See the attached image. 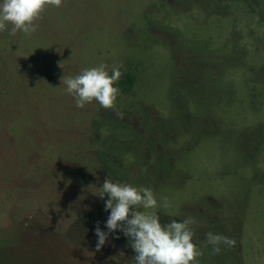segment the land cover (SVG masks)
I'll return each instance as SVG.
<instances>
[{
  "label": "rangeland",
  "instance_id": "rangeland-1",
  "mask_svg": "<svg viewBox=\"0 0 264 264\" xmlns=\"http://www.w3.org/2000/svg\"><path fill=\"white\" fill-rule=\"evenodd\" d=\"M36 24L0 30V264H131L122 233L96 249L108 175L192 217L199 264H264V0H62ZM101 63L115 107L77 108L62 77Z\"/></svg>",
  "mask_w": 264,
  "mask_h": 264
},
{
  "label": "clouds",
  "instance_id": "clouds-1",
  "mask_svg": "<svg viewBox=\"0 0 264 264\" xmlns=\"http://www.w3.org/2000/svg\"><path fill=\"white\" fill-rule=\"evenodd\" d=\"M61 5L62 0H0V30L6 29L9 37H15L18 31L31 34L47 7ZM121 76V66H113L109 72L101 63L75 76L64 75L62 86L77 108L93 100L101 108H114ZM95 195L104 200V210L108 212L103 229L99 222L94 229L97 251L106 244L110 233H122L135 253L131 264H199L203 253L194 239V219L189 216L161 222L156 209L169 207L167 197L158 200L151 188L113 180L109 175ZM204 243L219 253L221 246L231 247L234 240L209 231Z\"/></svg>",
  "mask_w": 264,
  "mask_h": 264
},
{
  "label": "trees",
  "instance_id": "trees-1",
  "mask_svg": "<svg viewBox=\"0 0 264 264\" xmlns=\"http://www.w3.org/2000/svg\"><path fill=\"white\" fill-rule=\"evenodd\" d=\"M134 78H130L128 83H124L122 82V87L124 88L125 91H128V88L130 87V85L132 84V82L134 81ZM125 85H129V86H125Z\"/></svg>",
  "mask_w": 264,
  "mask_h": 264
}]
</instances>
